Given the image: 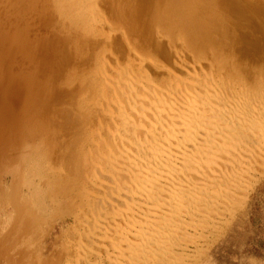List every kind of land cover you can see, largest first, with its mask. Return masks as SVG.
I'll return each instance as SVG.
<instances>
[{
    "label": "rangeland",
    "instance_id": "1",
    "mask_svg": "<svg viewBox=\"0 0 264 264\" xmlns=\"http://www.w3.org/2000/svg\"><path fill=\"white\" fill-rule=\"evenodd\" d=\"M135 56L149 77L196 61L254 85L264 77V0H0V264L77 263V217L108 209L88 195L94 180L109 190L89 166L109 142L113 84L102 75L133 69ZM263 173L217 231L189 243L187 264H264Z\"/></svg>",
    "mask_w": 264,
    "mask_h": 264
},
{
    "label": "bare ground",
    "instance_id": "2",
    "mask_svg": "<svg viewBox=\"0 0 264 264\" xmlns=\"http://www.w3.org/2000/svg\"><path fill=\"white\" fill-rule=\"evenodd\" d=\"M135 57L117 81L119 72L102 75L113 84L103 109L111 125L101 136L109 142L97 163L88 162L91 176L100 169L109 190L94 180L95 194L88 195L108 209L89 210L90 222L75 218L76 264H187L189 243L217 231L264 172V77L251 85L247 75L234 79L196 61L177 67L179 75L157 70L161 77H149L144 58Z\"/></svg>",
    "mask_w": 264,
    "mask_h": 264
}]
</instances>
